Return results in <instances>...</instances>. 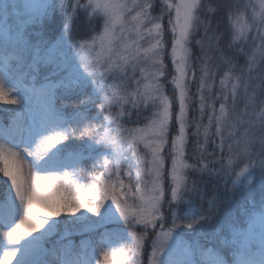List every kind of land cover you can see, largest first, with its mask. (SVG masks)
Masks as SVG:
<instances>
[{
    "label": "snow or ice",
    "instance_id": "1",
    "mask_svg": "<svg viewBox=\"0 0 264 264\" xmlns=\"http://www.w3.org/2000/svg\"><path fill=\"white\" fill-rule=\"evenodd\" d=\"M161 3L26 0L14 20L0 0V101L15 106L0 122V264H91L93 238L105 264H264V12ZM81 12L95 34L78 40ZM147 109L145 128L125 126Z\"/></svg>",
    "mask_w": 264,
    "mask_h": 264
},
{
    "label": "trees",
    "instance_id": "2",
    "mask_svg": "<svg viewBox=\"0 0 264 264\" xmlns=\"http://www.w3.org/2000/svg\"><path fill=\"white\" fill-rule=\"evenodd\" d=\"M82 2H84V0H82ZM173 2H174V0H173ZM252 3H254L256 5L255 11L257 12V14H259L261 12H264V10H261L259 8V6L256 3V1L252 0ZM160 6H161V0H154V9L155 10L152 13L154 16L157 15V14H159ZM13 19L15 20V18H13ZM84 19H85V14L83 12H81L79 14V16H78V19L75 22L74 27H73V36H74L75 39H78V40L79 39H86V38H89L91 35L95 34L94 32H92V31L89 30V25L84 22ZM97 21L102 26V22H100L99 19H97V18L94 17L93 22L96 23ZM168 21H169V17L166 14V16H164V19L162 20V24L164 26H166V24H168L167 23ZM60 27H61V19H60L59 15H58L57 20L55 22H50V25H49V28H48L49 35H52L53 32H58L59 29H60ZM99 30H100L99 28H96L95 29V31H99ZM199 35H202V33H199L197 35V37H196L197 39L199 38ZM195 53L197 55L199 54V48L198 47L195 48ZM165 63L169 66V70L171 71L172 68H171V65H170V60L167 57L165 59ZM168 79L170 80L171 79V76H168ZM170 85H171L170 83L166 85L165 94L166 95H169L170 97H172L173 96V93L171 92ZM194 90L195 89L193 88V91ZM72 107H73V105L70 104L69 105V108L67 109V111H71ZM177 107H178V105H177ZM151 111H152L151 109L142 110L140 112L139 116L134 115L132 117V120L130 122L126 123L125 126L126 127L145 128L147 126V124L149 123V120H150V117H151ZM93 112H95V109H93ZM2 115H5V114H2ZM2 115L0 113V118L2 117ZM8 115L9 114H7V116ZM190 132H191V129H190ZM191 139L194 140V138H191ZM201 139H202V137H201ZM188 147L191 150V149L194 148V145L192 143H189V146ZM187 162L188 163H192L191 158H188L187 159ZM91 167H92V161H88L84 165V169H85L86 172L91 171ZM3 179L4 178H3V176L0 173V180H3ZM82 181L84 183H86L87 182V177L85 176L82 179ZM257 199H259L258 196H257ZM246 206H248V205L245 203V201L243 199H241V201H240V207L238 209L234 210V211H239L242 214L243 208L246 207ZM60 230L61 231L63 230V226L62 225L60 226ZM71 238L73 239V241H75L78 244V240L80 238H84V237L83 236L80 237V236H77V235H73ZM117 243H119L121 245H126V241H123V240H121V241H119ZM124 250L126 251V247H125ZM85 258L86 259L87 258H90L91 259V264H102L98 259L94 258L93 256H91L89 254L87 256H85Z\"/></svg>",
    "mask_w": 264,
    "mask_h": 264
},
{
    "label": "rangeland",
    "instance_id": "3",
    "mask_svg": "<svg viewBox=\"0 0 264 264\" xmlns=\"http://www.w3.org/2000/svg\"><path fill=\"white\" fill-rule=\"evenodd\" d=\"M254 1H256V3L258 4V6H259V8L261 9V10H264V9H262L261 7H260V5H261V2H262V0H254ZM129 2H130V0H129ZM174 2H176V0H174ZM15 3L18 5V8L16 9V12L17 13H19V16H16L15 14L13 15V18H15V19H24V18H27V16L33 11L32 9H30V8H26L25 7V3H26V0H15ZM36 3H39V0H36ZM164 7V5L161 3V6H160V10L162 9ZM160 10H159V14H160ZM261 12V11H260ZM159 14H157V15H159ZM166 14L168 15V17L170 18V16H172V17H174L175 16V12H174V10H172L171 11V13H169V12H165L164 13V16H166ZM156 16V15H155ZM164 16H163V18H162V20L164 19ZM95 18H97V19H99L100 20V22H102V17H100V16H95ZM167 19V18H166ZM168 23V22H167ZM165 28H166V30H167V32H166V35H167V47L169 48V50H170V47H171V38H172V32H171V30H170V28H169V25L168 24H166V26H165ZM169 60H170V65H172V62H171V58L170 57H167ZM172 68V67H171ZM170 89H171V92L173 93V87H172V85H170ZM39 100H36V101H34V104L36 105V106H38L39 105ZM11 107H15L14 105H5L2 101H0V113H1V115L2 114H5V115H2V117L0 118V122H3L4 124H6L7 123V119H8V116H7V114H9V113H7V112H4L3 111V109L4 108H11ZM148 125V124H147ZM173 134H175V132H173ZM21 147H23V145H21ZM24 171H25V173H27V169H24ZM1 175H2V173H1ZM81 183H84L82 180H81ZM63 219L64 217H63V215L61 216V217H57V219ZM13 227L15 226V224H13L12 225ZM259 225L257 224V227H258ZM3 229H0V231H2ZM77 236H83L84 238H80L79 240H78V244L75 242V241H73V239H72V242H73V244L74 245H76V246H79L80 244H81V241L83 240V241H85V242H88V240H89V236L87 235V234H85V235H79V234H76ZM120 245L121 244H119V243H115V244H113L112 245V248H115V249H119L120 248ZM93 246L95 247V249H96V251H95V254L94 255H91V253L89 252V255H91V256H93L94 258H96V259H98L102 264H105V262H104V260L102 259V256H101V247H100V245L98 244V243H96L95 242V238L93 239ZM77 248H73V252H72V254L69 256V259H76L77 257H76V252H77ZM0 255H2V252H0ZM80 259H86L85 258V255L84 254H82L80 257H79ZM122 259V258H121Z\"/></svg>",
    "mask_w": 264,
    "mask_h": 264
}]
</instances>
